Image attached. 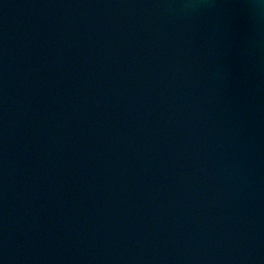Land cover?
<instances>
[{
    "label": "water",
    "instance_id": "1",
    "mask_svg": "<svg viewBox=\"0 0 264 264\" xmlns=\"http://www.w3.org/2000/svg\"><path fill=\"white\" fill-rule=\"evenodd\" d=\"M0 264H264V0H0Z\"/></svg>",
    "mask_w": 264,
    "mask_h": 264
}]
</instances>
